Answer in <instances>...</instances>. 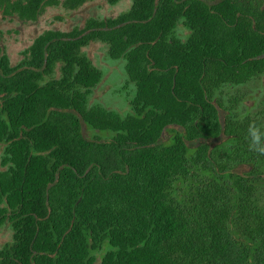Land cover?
<instances>
[{
  "label": "trees",
  "instance_id": "trees-1",
  "mask_svg": "<svg viewBox=\"0 0 264 264\" xmlns=\"http://www.w3.org/2000/svg\"><path fill=\"white\" fill-rule=\"evenodd\" d=\"M94 43L125 63V113L93 100ZM263 55L264 0H132L17 65L0 48V264H264Z\"/></svg>",
  "mask_w": 264,
  "mask_h": 264
},
{
  "label": "rangeland",
  "instance_id": "rangeland-1",
  "mask_svg": "<svg viewBox=\"0 0 264 264\" xmlns=\"http://www.w3.org/2000/svg\"><path fill=\"white\" fill-rule=\"evenodd\" d=\"M132 0H120L111 5L108 0H94L77 10H68L63 5L46 7L36 20H25L18 15L0 19V48L17 65L23 58V51L34 39L47 30L70 31L84 26L89 18L112 17L127 10ZM90 58L104 72V80L95 90L93 100L110 109L125 113L129 110L124 87L127 80L124 61L113 60L104 44L94 43L86 48ZM90 136L89 131H84ZM12 239L9 226L0 228V247Z\"/></svg>",
  "mask_w": 264,
  "mask_h": 264
},
{
  "label": "clouds",
  "instance_id": "clouds-1",
  "mask_svg": "<svg viewBox=\"0 0 264 264\" xmlns=\"http://www.w3.org/2000/svg\"><path fill=\"white\" fill-rule=\"evenodd\" d=\"M250 137L249 147L261 154H264V132L256 126H250L248 129Z\"/></svg>",
  "mask_w": 264,
  "mask_h": 264
},
{
  "label": "water",
  "instance_id": "water-1",
  "mask_svg": "<svg viewBox=\"0 0 264 264\" xmlns=\"http://www.w3.org/2000/svg\"><path fill=\"white\" fill-rule=\"evenodd\" d=\"M264 56V55H263Z\"/></svg>",
  "mask_w": 264,
  "mask_h": 264
}]
</instances>
